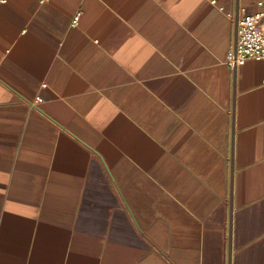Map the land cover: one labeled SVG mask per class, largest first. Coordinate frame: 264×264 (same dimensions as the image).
<instances>
[{
  "label": "crops",
  "instance_id": "0c3cea01",
  "mask_svg": "<svg viewBox=\"0 0 264 264\" xmlns=\"http://www.w3.org/2000/svg\"><path fill=\"white\" fill-rule=\"evenodd\" d=\"M5 1L0 264H264V0Z\"/></svg>",
  "mask_w": 264,
  "mask_h": 264
},
{
  "label": "built area",
  "instance_id": "2783aa9c",
  "mask_svg": "<svg viewBox=\"0 0 264 264\" xmlns=\"http://www.w3.org/2000/svg\"><path fill=\"white\" fill-rule=\"evenodd\" d=\"M5 2L0 0V3ZM260 7L262 9L255 14H249L246 8L240 10L236 54L231 60L232 65L241 66L249 60L264 61V7ZM228 16L233 17L232 14Z\"/></svg>",
  "mask_w": 264,
  "mask_h": 264
},
{
  "label": "water",
  "instance_id": "95a60500",
  "mask_svg": "<svg viewBox=\"0 0 264 264\" xmlns=\"http://www.w3.org/2000/svg\"><path fill=\"white\" fill-rule=\"evenodd\" d=\"M238 19H239V12L236 15V28H237V25H238ZM236 36H237V30H236ZM235 48H236V42H235Z\"/></svg>",
  "mask_w": 264,
  "mask_h": 264
}]
</instances>
